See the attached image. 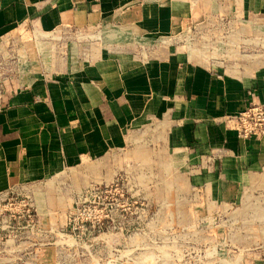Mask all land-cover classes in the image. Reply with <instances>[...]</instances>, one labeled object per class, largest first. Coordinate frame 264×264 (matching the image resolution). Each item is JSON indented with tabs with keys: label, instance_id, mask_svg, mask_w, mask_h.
<instances>
[{
	"label": "crops",
	"instance_id": "crops-1",
	"mask_svg": "<svg viewBox=\"0 0 264 264\" xmlns=\"http://www.w3.org/2000/svg\"><path fill=\"white\" fill-rule=\"evenodd\" d=\"M225 24L263 34L264 0H0V68L11 44L19 54L24 39L42 40L0 95V194L124 151L152 127L186 172L218 186L211 194L264 193V137L243 140L228 121L264 104V63L250 70L241 58L233 73L174 47Z\"/></svg>",
	"mask_w": 264,
	"mask_h": 264
},
{
	"label": "rangeland",
	"instance_id": "rangeland-1",
	"mask_svg": "<svg viewBox=\"0 0 264 264\" xmlns=\"http://www.w3.org/2000/svg\"><path fill=\"white\" fill-rule=\"evenodd\" d=\"M254 31L245 35L239 26L225 24L173 41L181 53L225 61L229 71L244 72L241 58L250 70L264 63V32ZM70 41L57 42L54 60ZM41 42L24 39L19 54L10 45L8 65L0 68V95L14 89L24 64L39 56ZM133 43L142 45L138 39ZM133 53L144 57L139 49ZM257 105L264 104L255 101L248 107ZM132 138L135 143L124 151L0 195V264L264 261V193L224 200L209 192L218 186L200 178L194 172L199 169L188 165L186 172L181 156L177 161L164 151L157 128L137 131Z\"/></svg>",
	"mask_w": 264,
	"mask_h": 264
},
{
	"label": "built area",
	"instance_id": "built-area-1",
	"mask_svg": "<svg viewBox=\"0 0 264 264\" xmlns=\"http://www.w3.org/2000/svg\"><path fill=\"white\" fill-rule=\"evenodd\" d=\"M227 27L231 28L228 24ZM228 121L237 132L239 138L243 140H248L254 136L264 137V105L248 107L235 117L229 118ZM16 189H10L0 195H8Z\"/></svg>",
	"mask_w": 264,
	"mask_h": 264
}]
</instances>
